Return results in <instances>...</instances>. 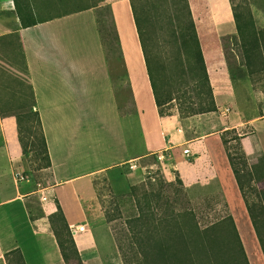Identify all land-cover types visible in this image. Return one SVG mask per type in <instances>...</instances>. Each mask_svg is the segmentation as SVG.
<instances>
[{"label":"crops","instance_id":"0c3cea01","mask_svg":"<svg viewBox=\"0 0 264 264\" xmlns=\"http://www.w3.org/2000/svg\"><path fill=\"white\" fill-rule=\"evenodd\" d=\"M53 2L20 0V8L29 16L32 8L39 20L23 26L15 0H0V264H8L5 255L16 248L26 264H67L50 221L59 206L70 226L86 225L72 232L84 264H125L103 211L95 208L93 177L132 162L140 175L157 163L166 171L175 168L190 189L221 192L250 263L264 264L221 132L187 140L174 121L161 116L131 0L55 14ZM227 46L233 51L229 39ZM205 60L218 111L231 108L228 117L221 116L223 129L252 125L242 146L248 160L257 161L264 156V116H247L239 105L248 83L255 91L252 80L230 71L225 79H213ZM20 79H27L52 163L38 169L44 171L38 179L27 169L19 137L18 116L29 114L19 96ZM183 143L192 162L177 151ZM159 151L168 157L164 162L156 160ZM18 173L28 178L20 180ZM43 192L45 214L33 215L27 202ZM101 228L104 236L97 233Z\"/></svg>","mask_w":264,"mask_h":264},{"label":"trees","instance_id":"16d2710c","mask_svg":"<svg viewBox=\"0 0 264 264\" xmlns=\"http://www.w3.org/2000/svg\"><path fill=\"white\" fill-rule=\"evenodd\" d=\"M15 0L23 26L39 22L33 17L32 8L27 15ZM59 9L71 6L81 0H53ZM104 0L65 11H79L98 5ZM137 29L142 43L149 76L152 82L161 116L174 99L188 114L217 112L214 95L202 44L194 19L190 0H131ZM237 34L233 36L234 49L242 65L247 66L253 84L258 82L264 71V28H258L253 15L241 4L234 6ZM43 20V19H42ZM169 49H171L169 51ZM174 52H173V50ZM172 52V53H171ZM259 74V75H258ZM183 79L177 94L166 87V79ZM29 114L18 116L19 137L24 155L32 150L26 139L28 128L24 125ZM33 130V129H32ZM230 130L234 134L229 136ZM242 135L236 128L227 129L222 139L237 179L247 210L264 250L258 230L257 218L264 226V188L255 190L258 199L252 201L248 189L254 182H264V156L249 161L242 146ZM236 143H229L235 141ZM37 169L52 166L46 141L33 154ZM181 187L169 183L162 177L148 176L145 181L131 187L138 215L127 219L128 236L131 243H137L147 251V264H251L239 233L235 218L229 208L227 216L218 222L203 225L195 208L191 205L183 181ZM106 220L116 219L105 211ZM32 219L35 216L32 215ZM67 264H84L70 225L61 207L50 216ZM119 248H121L119 244ZM8 264H26L21 249L6 253ZM125 264H140L127 261Z\"/></svg>","mask_w":264,"mask_h":264},{"label":"rangeland","instance_id":"374dc122","mask_svg":"<svg viewBox=\"0 0 264 264\" xmlns=\"http://www.w3.org/2000/svg\"><path fill=\"white\" fill-rule=\"evenodd\" d=\"M97 1L101 0H81L77 4L62 6L50 12L54 14L64 12ZM190 4L212 78L225 79L226 72L230 71L242 76L246 73L247 79H250L247 66L240 64L243 66L241 68L235 60V56L239 59V55L234 49L233 44V36L238 33L234 17V6L241 4L253 15L257 27L264 28V0H190ZM227 39H229L233 51L228 48ZM259 77L258 82L253 84L255 91H250V83H248V90L239 98V105L242 109L246 110L247 116H264V71L260 72ZM20 81L22 85L19 86V96L22 101V107L28 108L27 112H29V116L24 121V125L28 128L26 139L29 142V147H32L29 154L25 156V163L32 176L38 179L39 175L44 173V171L37 169V163L32 157L35 150L40 148L43 136L38 115L34 109L32 94L26 82L27 79H20ZM181 82H183V79H171L168 77L166 79V87L172 94L176 95ZM167 112L166 118L174 121L177 131L187 140L211 132H221V136H223V133L226 131L223 129L225 123L219 111L191 115L187 113L185 108L182 110L179 101L174 99ZM253 129L252 125L245 124L237 132L239 135L244 136L245 133H252ZM231 131L229 136L234 134ZM229 143H236V140ZM185 147H189L188 143L178 146L177 151L186 157L189 162H192L193 154L186 155ZM167 158V156L164 159L156 157V160L164 162ZM121 169L119 172L98 173L93 177V200L97 210L103 211L104 215L105 211H109L116 217L112 222H107L113 231L118 245L120 244L122 248L120 251L123 257H126L127 261L131 263L136 261V263L144 264V248L147 240H144L142 248L137 243H131V239L128 236L127 219L138 215L136 200L131 195V187L142 183L148 176H153L156 179L162 177L167 182L173 183L171 189L174 190L175 186L181 187L178 180H182V178L175 168H169L166 171L157 163L152 168L148 167L144 169L142 175L138 174L137 171L133 172L130 165L122 166ZM183 187L203 225L218 222L222 217L227 216L229 208L226 205V196L221 192L209 190L208 188L198 189V187L190 189L185 185L184 181ZM263 188L264 182H254L253 186L248 189L250 199L252 201L257 200L258 196L255 190ZM27 203L33 215L38 216L44 213V202L41 199L40 193L31 196ZM256 219L258 232L264 245V226L259 218L256 217ZM102 229H99L97 233L104 236Z\"/></svg>","mask_w":264,"mask_h":264},{"label":"built area","instance_id":"2783aa9c","mask_svg":"<svg viewBox=\"0 0 264 264\" xmlns=\"http://www.w3.org/2000/svg\"><path fill=\"white\" fill-rule=\"evenodd\" d=\"M230 111H231V108H229V107L223 109L222 112H221V116H223V117H225V118L228 117ZM185 153L189 154V153H190V149H189V148H186V149H185ZM165 156H166V155H165V153H164L163 151H159L158 153H156V157H157L158 159H164ZM130 168H131V169L136 168V164L132 162V163L130 164ZM17 178L20 179V180H24V179L28 178V174L26 175V174H24V173H18V174H17ZM39 187H40V188H39L40 190H41V188H43V187L41 186V184H39ZM42 191H43V190H42ZM41 199H42V201H48V196L45 194V192H43V193L41 194ZM70 229H71V231H72L74 234H76L77 231H84V230H86V225H79V226L71 225V226H70Z\"/></svg>","mask_w":264,"mask_h":264},{"label":"bare ground","instance_id":"6f19581e","mask_svg":"<svg viewBox=\"0 0 264 264\" xmlns=\"http://www.w3.org/2000/svg\"><path fill=\"white\" fill-rule=\"evenodd\" d=\"M232 195V194H231Z\"/></svg>","mask_w":264,"mask_h":264}]
</instances>
